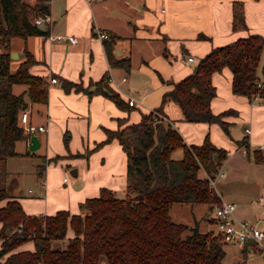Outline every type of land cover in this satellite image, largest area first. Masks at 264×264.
Masks as SVG:
<instances>
[{
	"label": "crops",
	"instance_id": "0c3cea01",
	"mask_svg": "<svg viewBox=\"0 0 264 264\" xmlns=\"http://www.w3.org/2000/svg\"><path fill=\"white\" fill-rule=\"evenodd\" d=\"M234 1L243 5L245 28L231 26ZM49 15L52 23L46 35L13 36L9 41L10 52L16 53L10 59V71L17 69L28 52L33 58L29 72L49 82L46 103L30 101L24 95L28 102V123L46 127L44 132L35 131L39 148L30 153L29 140H18L15 143L18 155L6 160L9 164L31 155L42 159L37 166L45 163L42 175H38L36 206L32 211H25L30 215L54 214L59 209L80 213V204L88 197L97 196L102 187L124 197L126 153L116 139L95 148L105 138L104 129L118 128L120 118L126 120L123 125L136 122L141 112L159 106L163 92L171 88L170 82L191 73L199 58L213 47L250 33L264 36V0H50ZM97 30L107 32L109 37H98ZM57 35L64 38H51ZM69 37H75L77 42L72 43ZM127 56L129 69L111 64V60ZM188 56L193 60H183ZM263 61L264 47L258 68ZM104 74L110 77V86L125 103L135 97L140 102L125 111L101 94L88 96L83 91H65L60 83L61 78H66L86 86ZM257 74L264 83V73ZM51 77L57 81L50 83ZM136 78L149 81L147 92L129 87ZM211 81L216 90L210 101L212 112L231 111L223 116L229 125L228 134L215 122L185 121L180 107L171 100L163 105V114L172 121L186 144H200L208 136L214 145L225 150L218 168L224 175L218 177L220 185L215 189L220 201L236 203L254 189L264 188V105L232 92V73L228 67L213 72ZM26 88L25 83H14L11 87L15 94ZM66 132L69 134L67 147L63 141ZM69 153H84V156L66 157ZM56 155L65 157L48 162ZM257 155L261 161L256 160ZM200 171L199 175L205 177L206 172ZM227 184H234L236 195L225 197L227 193L224 195L223 190ZM200 204L202 207L204 203ZM208 207L214 211L212 206ZM172 209L176 219H171L185 223L179 219L174 203L169 209L170 216ZM247 215L243 209L235 211L237 218L246 219ZM209 221L215 223L214 213ZM67 236H73L70 228ZM230 243L234 245L232 249L223 246V264L226 259L230 264H264L263 254L255 251L251 243ZM22 247L33 249L30 243Z\"/></svg>",
	"mask_w": 264,
	"mask_h": 264
},
{
	"label": "trees",
	"instance_id": "16d2710c",
	"mask_svg": "<svg viewBox=\"0 0 264 264\" xmlns=\"http://www.w3.org/2000/svg\"><path fill=\"white\" fill-rule=\"evenodd\" d=\"M49 13L50 0H0V167L7 158L18 155L16 141L28 138L19 123L20 111L28 106L24 95L30 101L46 103L49 92L48 80L29 72L33 58L28 52L17 69L10 71L9 41L13 36L46 35L48 27H38L34 19ZM231 26L246 27L239 1L232 5ZM263 47L264 36L259 33L213 47L199 58L191 73L170 82L171 88L163 92L159 106L141 112L136 122L123 125L126 120L120 118L118 128L104 129L105 138L95 148L116 139L126 153L124 197L102 187L97 196L80 204V213L59 209L54 214L30 215L11 193L14 179L8 187L0 186L1 264H223L225 241L221 234L201 232L197 225L175 222L169 209L176 202L206 203L212 207L220 202L218 194L209 188L207 177L199 174L203 169L214 176L225 150L214 145L208 136L200 144H186L163 114V105L171 100L180 107L185 121L215 122L228 134L223 116L231 111L214 113L210 107L216 94L212 73L228 67L232 92L251 101L259 90L254 81L258 79ZM111 64L129 69L130 60L122 57L111 60ZM14 83H25L27 88L15 94L11 89ZM60 83L65 91L101 94L120 109H130L131 105L110 86L107 74L86 86L66 78H61ZM259 93L264 95V85ZM63 141L67 147L68 132ZM177 148L182 155L174 158L172 152ZM80 156L84 153L66 155ZM64 157L56 155L48 162ZM256 160L262 158L257 155ZM44 168L45 163L38 165L37 175L41 176ZM68 228L73 236H67ZM186 230L191 233L183 236ZM28 243L33 249L22 247Z\"/></svg>",
	"mask_w": 264,
	"mask_h": 264
},
{
	"label": "rangeland",
	"instance_id": "374dc122",
	"mask_svg": "<svg viewBox=\"0 0 264 264\" xmlns=\"http://www.w3.org/2000/svg\"><path fill=\"white\" fill-rule=\"evenodd\" d=\"M31 1L33 2V0ZM263 64H264V61L260 64L261 67L258 68V72L260 73H263L262 72ZM129 87H133V88L137 87L142 92H147L149 90V81H138V79L136 78L135 81L129 84ZM257 93H259V91ZM136 99L137 98L135 97V100ZM136 102H140V101L136 100ZM134 109L138 111L137 108H134ZM229 114H231V112L227 113V115ZM158 116L162 118L163 120H165V118L159 113H158ZM179 154L181 155V150L179 148L175 149L172 152L173 157H178ZM41 161H42L41 158H35L34 156L29 155V157L15 159L14 161H11L9 164L5 162V165L2 164V166L0 167V186L5 185L8 187V185L14 179L15 184L11 190V193H13L14 195H16V197H18L25 211L27 210L32 211V209H34V207L36 206V200L38 201L37 198H39V197H36L37 196L36 192L38 191V188L40 186L38 183L39 176L37 175V164L36 163H40ZM219 181H220V178H217V181H216L217 188L220 185L218 183ZM224 186H225L224 188L225 190L223 191H224V195H225V191L227 193V195L225 196L226 198L236 195L237 191H235L236 187H234V184L233 185L227 184ZM29 190H31V192H29ZM256 194L258 196L260 195L264 196V188L262 189L259 188L258 191L254 189L253 192L245 195L244 199L236 201L235 211H239L243 209L246 214L247 213L248 215L251 214L250 216L247 215V217H245L248 221H250L253 224H257L259 227L264 229V216L261 215L260 213L261 207L262 205H264V201L262 202V204L261 202L257 201V199L255 198ZM24 202L26 204H29V206H25ZM245 203H247V205ZM174 206L179 211L178 213L180 216L179 219L182 222L189 223L190 226L197 225L198 230L201 232H205V231H211L214 233L217 232V225L213 223L212 221H209V216L212 215L214 211L208 207L209 206L208 204L206 205V203H204L202 204V207H200L201 206L200 203L176 202L174 203ZM204 206H207V208L203 209ZM171 215H172L171 218L173 220L176 219L174 215V209L171 210ZM195 219L198 220V222H195ZM189 233H191V231L186 230L183 232V236ZM232 246L234 245H232L230 242L224 243V247L226 248L228 247L232 249L233 248ZM226 260H227L226 264H230L229 263L230 260L229 259H226ZM0 264H1V259H0Z\"/></svg>",
	"mask_w": 264,
	"mask_h": 264
},
{
	"label": "built area",
	"instance_id": "2783aa9c",
	"mask_svg": "<svg viewBox=\"0 0 264 264\" xmlns=\"http://www.w3.org/2000/svg\"><path fill=\"white\" fill-rule=\"evenodd\" d=\"M34 23L41 28L48 27L52 22L49 14H43L38 16L34 19ZM96 34L98 37L106 39L109 37L107 32L97 30ZM51 37V36H50ZM55 38L58 40H62L64 36L57 35ZM72 43H76L77 39L75 37L68 38ZM186 62L192 61L193 58L191 56L186 57L183 59ZM50 83H55L57 79L55 77H51L49 79ZM110 81V77H109ZM258 89L260 90L264 83L259 79L254 81ZM258 90V91H259ZM259 100L261 104L264 105V95L260 93H256L252 99L253 101ZM136 102L135 99L129 98L127 103L129 105H134ZM28 108H24L19 113V123L23 126L28 140L30 137L31 132L35 131H46V127L44 125L34 126L28 123ZM246 132H249L248 128H245ZM243 154L246 153V150L243 149ZM224 172L221 169H218L214 176H210L206 174L208 180V186L211 190L216 192V179L220 176H223ZM66 178H64L65 180ZM42 184V182H41ZM31 192V190H29ZM257 201L262 202L264 201V196L260 195L257 197ZM214 209V220L215 224L217 225V232H219L222 236L223 241L225 242H233V243H251L252 247L255 251L261 252L263 254L264 260V230L255 226L253 223L246 219H240L235 216L236 210V203L230 201H220L219 203L213 206ZM261 215L264 216V205H262L260 210Z\"/></svg>",
	"mask_w": 264,
	"mask_h": 264
},
{
	"label": "water",
	"instance_id": "95a60500",
	"mask_svg": "<svg viewBox=\"0 0 264 264\" xmlns=\"http://www.w3.org/2000/svg\"><path fill=\"white\" fill-rule=\"evenodd\" d=\"M16 55V53L10 52V58H14ZM40 146V142H39V138L38 135L35 134V132H31L30 137H29V144H28V149L30 151H35L39 148ZM217 159V154H214V160Z\"/></svg>",
	"mask_w": 264,
	"mask_h": 264
}]
</instances>
